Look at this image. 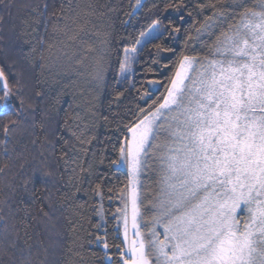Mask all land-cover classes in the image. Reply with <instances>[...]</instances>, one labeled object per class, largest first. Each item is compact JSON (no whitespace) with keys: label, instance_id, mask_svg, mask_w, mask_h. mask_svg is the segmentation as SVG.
I'll return each instance as SVG.
<instances>
[{"label":"snow or ice","instance_id":"obj_1","mask_svg":"<svg viewBox=\"0 0 264 264\" xmlns=\"http://www.w3.org/2000/svg\"><path fill=\"white\" fill-rule=\"evenodd\" d=\"M0 264H264V0H0Z\"/></svg>","mask_w":264,"mask_h":264},{"label":"trees","instance_id":"obj_2","mask_svg":"<svg viewBox=\"0 0 264 264\" xmlns=\"http://www.w3.org/2000/svg\"><path fill=\"white\" fill-rule=\"evenodd\" d=\"M117 2V0H113V3ZM202 19V17H201ZM123 31V30H122ZM130 32H132V29L129 28ZM133 38L131 40H126L125 43L128 44L129 46L133 45L135 43V36L138 35V32H132ZM148 51L149 50H145L143 55L140 57V59L142 61H144V63L142 64H137L135 65L136 68V83L138 86L140 85H144V86H148L147 85V81L149 79H158L161 81L160 85H157L158 91H155V95L153 96V98H155L156 96L160 95V93H162L164 91L163 88V84L167 82L168 77L171 75L173 68L171 67V65H169L168 68H164L163 64H156V65H152L151 64V60L149 59V55H148ZM150 51L154 52V49H150ZM172 57H170L169 55L165 54L164 56V63H168L169 60H171ZM151 65L155 71L153 73H146V68ZM118 67V66H117ZM114 75V73H110L109 76L111 78V76ZM155 89V90H156ZM141 91H143V88H141ZM135 94L133 93V95H130L127 97L126 100H124L123 104L121 105V108L119 109L121 115H123V109H124V105L128 104L129 101L134 99ZM67 99V97H66ZM65 107H67V105H65ZM105 107H107V101H105ZM115 110V107H114ZM111 147V146H110ZM112 158H115V155H112ZM126 176L125 175H117L116 177H113L112 179V184L117 186V191L115 193V197L119 196V187H122L124 184H126ZM119 199L114 198V202L111 204V207L108 208V201L107 199L105 200V206L106 208H108L109 212H114L115 208L117 206H119L118 203Z\"/></svg>","mask_w":264,"mask_h":264},{"label":"rangeland","instance_id":"obj_3","mask_svg":"<svg viewBox=\"0 0 264 264\" xmlns=\"http://www.w3.org/2000/svg\"><path fill=\"white\" fill-rule=\"evenodd\" d=\"M151 88H152L153 90H155V89L157 88V85H152ZM153 179H155L154 176H153ZM118 203H119V201H118Z\"/></svg>","mask_w":264,"mask_h":264}]
</instances>
